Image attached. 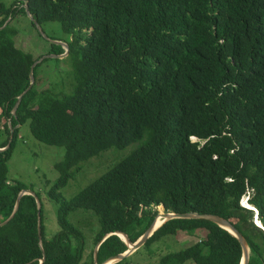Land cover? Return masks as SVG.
<instances>
[{
	"label": "trees",
	"instance_id": "16d2710c",
	"mask_svg": "<svg viewBox=\"0 0 264 264\" xmlns=\"http://www.w3.org/2000/svg\"><path fill=\"white\" fill-rule=\"evenodd\" d=\"M25 5L38 24L57 20L67 34L54 39L72 58L68 94L39 90L35 77L27 89L40 56L16 46L7 21ZM65 51L50 42L47 54ZM3 117L0 147L11 129L12 138L0 151V222L27 189L7 176L21 124L28 121L37 140L64 147L51 196L90 157L139 143L60 203L51 238L43 236L40 209L39 239L35 197L22 195L0 225V264H39L42 257L43 264H93L95 245L109 233L97 250L102 263L127 249L115 232L136 241L156 217L155 205L229 220L247 242L248 264H264V0H13L11 7L0 1ZM244 195L263 228L254 209L241 205ZM79 208L98 222L86 255L82 230L67 219ZM198 228L204 237L158 264L240 263L238 239L205 219H168L144 244Z\"/></svg>",
	"mask_w": 264,
	"mask_h": 264
},
{
	"label": "rangeland",
	"instance_id": "374dc122",
	"mask_svg": "<svg viewBox=\"0 0 264 264\" xmlns=\"http://www.w3.org/2000/svg\"><path fill=\"white\" fill-rule=\"evenodd\" d=\"M0 1L6 7H11L13 3V0ZM7 21L10 22V27L15 30L14 40L16 46L29 52L34 58L38 56L43 57L47 54L50 42L56 40L54 38H67V34L63 32L59 21L50 20L43 22L40 25V31L26 11L16 13L11 20L8 17ZM72 71L73 64L71 57H50L40 62L33 79L35 77L36 87L39 90L49 89L54 95L68 94L72 90L70 85V80L73 78ZM4 121L5 118L3 117L0 120V131L2 133L0 138L3 139L6 136V131L2 127ZM193 139L196 140L195 137ZM138 143L136 141L122 148L109 147L90 157L82 163L79 169L72 168L71 176L67 180V183L55 189L53 191L55 196H51L49 195V189L59 175V172L55 168V163L62 159L64 147L50 145L37 140L32 135L27 121L19 126L18 135L14 141L12 153L8 160L7 176L11 180L15 179L22 182L27 189L32 190L40 199L43 236L51 238L59 229L57 224V209L60 203L72 198L98 175L129 154L136 148ZM247 198L248 195H244L241 198L242 202L247 201ZM154 208L160 214H162L161 211H164L162 206L155 205ZM91 212L90 210L85 211L79 208L70 211L67 215V219L83 232L85 255L93 247V235L98 227L96 215H93ZM162 220L164 219L161 215L157 214V225L160 226ZM257 224L260 225L259 222ZM205 232L204 229L198 228L191 232L178 231L176 234L163 236L159 240L143 244L136 250L131 251L119 264H158L160 258L165 253L179 250L194 243L204 237ZM184 264L194 263L187 261Z\"/></svg>",
	"mask_w": 264,
	"mask_h": 264
},
{
	"label": "water",
	"instance_id": "95a60500",
	"mask_svg": "<svg viewBox=\"0 0 264 264\" xmlns=\"http://www.w3.org/2000/svg\"><path fill=\"white\" fill-rule=\"evenodd\" d=\"M25 10L27 12V14L30 16L29 11L27 9V6L25 5ZM31 17V16H30ZM32 19V17H31ZM33 23L38 27V29L41 31L40 28V24H38L34 19H32ZM5 25V23H4ZM51 42H55V43H59L64 45V47L66 48V51L62 54H45L43 57H40L38 60L34 61V63L31 65L30 67V71H29V75H30V84L27 87V89L30 88V86L33 83V68L34 66L41 61L44 57H63L67 54L68 49H67V45L62 42V41H58V40H52ZM26 89V90H27ZM25 90V91H26ZM23 91L19 96L18 99L13 107L12 112L15 113L17 106L20 102V99L22 97V95L24 94ZM11 138H12V129L10 130V138L7 142V144L3 147H0V151L5 150L9 147L10 142H11ZM24 194H31L35 197L36 200V205H37V234L39 239L41 238V221H40V209H41V203H40V199L37 197V195L30 189H22L19 193L18 196L16 198V202H15V206L13 208L12 213L10 214V216L8 218H6L4 221L0 222V225L5 224L6 222H8L12 216L14 215V213L17 211L18 206H19V201L22 195ZM158 215H161V217L164 219L162 221L165 222L168 219H172V218H186V219H190V218H199V219H205L208 221H211L215 224H217L218 226L222 227L223 229L227 230L229 233H231L233 236H235L240 245H241V250H242V254H241V258H240V263L239 264H248V258H249V248L247 245V242L245 240V238L243 237V235L231 224V222L217 214L214 213H198V212H183V213H178V212H164L163 214H160L159 212H157ZM157 217V215H156ZM156 217L154 218V220L152 221V223L147 227V229L144 231V233L137 238L136 241L131 242L130 239L128 238L127 234L124 232H115L120 238H122L124 240V242L127 245V249L126 251H124L123 253H119L116 254L112 257L107 258L105 261H103L102 263L99 264H104L105 262H107L108 260H113L111 263L108 264H112L113 262H117L119 260H121L123 257L127 256L131 251L136 250L137 248H139L141 245L144 244V242L146 241V239L154 232V230H156V228L159 226H155L156 223ZM161 223V224H162ZM260 226V225H259ZM262 227V226H261ZM264 230V228H263ZM111 234V233H110ZM109 236V233H106L103 238L95 245L94 250H93V257H94V261L93 264H98L97 263V250L99 245L101 244V242L107 237ZM44 261V257L41 258L40 263L39 264H43Z\"/></svg>",
	"mask_w": 264,
	"mask_h": 264
},
{
	"label": "clouds",
	"instance_id": "9594fccd",
	"mask_svg": "<svg viewBox=\"0 0 264 264\" xmlns=\"http://www.w3.org/2000/svg\"><path fill=\"white\" fill-rule=\"evenodd\" d=\"M193 137H195V136H192V139H193ZM196 138V137H195ZM197 139V138H196ZM194 140V139H193ZM240 203H241V205H243V206H245V207H248V208H251V209H254V211H255V216H254V222L257 224V222H256V219H257V210L252 206V205H250V204H248V202L247 201H245V202H242V200L240 201ZM250 205V206H249ZM259 221V220H258ZM260 222V221H259ZM258 225V224H257ZM259 226V225H258ZM260 227H261V223H260ZM263 228V227H262Z\"/></svg>",
	"mask_w": 264,
	"mask_h": 264
},
{
	"label": "bare ground",
	"instance_id": "6f19581e",
	"mask_svg": "<svg viewBox=\"0 0 264 264\" xmlns=\"http://www.w3.org/2000/svg\"><path fill=\"white\" fill-rule=\"evenodd\" d=\"M162 212V214L165 212V211H161ZM160 213V212H159ZM163 221V220H162ZM162 221H161V223H162ZM160 223V224H161ZM157 225V223H155V226ZM158 226V225H157ZM113 260H108L107 262H105L104 264H108V263H111Z\"/></svg>",
	"mask_w": 264,
	"mask_h": 264
}]
</instances>
